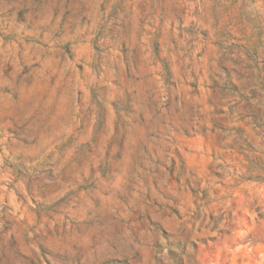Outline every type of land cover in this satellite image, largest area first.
Returning a JSON list of instances; mask_svg holds the SVG:
<instances>
[{
    "label": "rangeland",
    "instance_id": "rangeland-1",
    "mask_svg": "<svg viewBox=\"0 0 264 264\" xmlns=\"http://www.w3.org/2000/svg\"><path fill=\"white\" fill-rule=\"evenodd\" d=\"M0 264H264V0H0Z\"/></svg>",
    "mask_w": 264,
    "mask_h": 264
}]
</instances>
